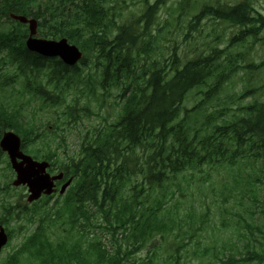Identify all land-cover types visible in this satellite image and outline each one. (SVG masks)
<instances>
[{"label": "trees", "instance_id": "1", "mask_svg": "<svg viewBox=\"0 0 264 264\" xmlns=\"http://www.w3.org/2000/svg\"><path fill=\"white\" fill-rule=\"evenodd\" d=\"M167 1L144 0L137 13L125 15L124 0H0V91L21 82L48 106L64 104L69 117L99 116L86 105L66 103L82 83L104 97L97 98L99 111L110 108L69 150L65 134L57 133L56 118L51 124L26 112L23 104L0 103V137L13 130L25 153L48 161L49 171L62 172L63 180L72 178L63 195L53 201V195L45 197L30 208L0 198V224L8 241L11 221L24 217L31 225L0 264H163L157 248L147 258H134L157 237L168 243L160 247L167 264H180L181 250L201 237L211 211L191 208L180 215L179 201L172 207L167 203L183 192L187 176L218 168L231 177L223 186V201L237 192L251 204L241 201L242 212L227 223L230 229L192 253L207 264H264V82L249 80L238 92L219 97L240 70L250 76L264 73V58H249L256 44L264 46V14L256 0H177L170 19L197 10L188 20V35L205 19L234 31L223 48L207 44L183 56L174 47L164 55L156 47L169 20L156 25ZM10 13L36 19L38 37H64L82 58L68 66L28 51L27 26ZM92 67L94 75L82 72ZM189 95L199 99L187 108ZM111 115L115 118L108 121ZM0 170V191L8 195L13 173L1 150ZM97 227L110 234L112 249L96 234Z\"/></svg>", "mask_w": 264, "mask_h": 264}, {"label": "rangeland", "instance_id": "2", "mask_svg": "<svg viewBox=\"0 0 264 264\" xmlns=\"http://www.w3.org/2000/svg\"><path fill=\"white\" fill-rule=\"evenodd\" d=\"M124 1L127 6L125 15H127L130 11L137 13L139 7L143 5L142 2L144 0ZM148 1L153 3L155 0ZM176 1L177 0L167 1V3L159 10L157 17L158 24L156 26L163 27L165 20H169V23L165 24L164 30L162 31L163 35L157 40V53L160 51L163 52L164 55H168L173 50V48L176 47V52L179 55L191 56L196 51V49H201L207 44H213L219 48H223L226 45V39L234 31L233 27L225 23L205 19L198 27V31H193L188 35V20L191 17V14L197 10L194 9L191 12H188V14L180 15L178 17L175 14V16L170 19L169 13L171 12V8L176 5ZM199 1L202 2V0ZM140 3L142 5H140ZM255 7L264 14V0H256ZM249 58L255 62L262 60L264 58V46L256 44L250 52ZM82 70V72L91 73L92 75L95 73V69L93 67L91 69L82 68ZM249 80L254 84H262L264 82V73H252L250 76L248 70H240L239 73L233 77L232 82L227 85L219 97L223 98L225 95L238 92L242 85L247 84ZM89 81L92 83V80ZM13 85V87L7 88L6 92H4V90L0 91V103L12 104L13 102H18L23 104V108L26 112L32 113L34 111L37 118L42 120L49 119L51 124H53L52 119L56 118L61 126V130L58 129L57 133L65 134V143L68 145L69 150L75 148L78 136L90 128V126L97 124L102 119V117L107 115L105 111H109L110 109L106 108L102 111H99L97 98L103 99L104 97L99 95V89L97 90V95H93V91L89 92L87 90L88 88L83 89L85 87H83L82 83H79V88H75L70 92L66 99V103L76 107L86 105L90 110L99 112V116H95L90 113V117L85 118L83 115L78 116L76 113H73V117H69L65 114L66 107L64 104L50 107L43 103L38 97L33 96L26 88H24L21 82L15 83ZM112 98L113 95L108 97L107 101H111ZM198 99L199 96L191 98V95H189L185 102V106L190 108L193 103L198 101ZM247 100H250V97H247L244 101L246 102ZM214 102L215 101L213 100L210 104H208V110L212 109ZM114 118L115 116L111 115L108 121H112ZM50 145L53 147L55 144L51 143ZM2 172L3 171L0 170V178ZM245 175L246 172L243 173V177H245ZM9 179L10 182H12L14 179V173ZM187 180L188 185L182 182V185L184 186L183 192H177L175 196L168 201L167 206L172 207L176 201H179L180 205L178 207V211L180 215L185 214L187 211L189 212V209L191 208L196 213H200L204 212L206 208L209 207L211 211V221L205 228V231L201 233V237H197L196 242L193 241L189 243L185 249L181 250L180 264H207V259L198 258L194 255V253H192V251L197 248L201 249L203 246L212 245L213 238L215 236L222 234L223 231H226V229H230V227H227V223L232 221L231 219L233 214L242 212L243 208L240 206L241 201L244 204L251 203H249L250 200L246 195L242 197L243 195L237 192L233 193V197H230L228 201H223V195L221 192L223 191V186L225 184L229 185L231 177L225 170L221 168L210 169L208 172L194 173V176H187ZM2 184L3 180H0V186ZM12 188H16L17 190H12ZM8 189V195L0 191V198L6 197V199H12L14 202H18L21 208H30L33 206V203H44L46 201V198L42 197L35 201L28 202V192L26 186L24 185H18L15 187L10 183ZM174 189L176 188L172 187L171 190ZM55 197L56 195L52 197V201L55 199ZM260 218L262 217L260 216ZM224 219H226L225 222ZM27 221V218L23 217L20 219V221H11L7 226V230L10 233V240L0 250V262H3L5 256L13 251L17 246H19L24 236L29 234L31 225ZM3 227L5 228V225H3ZM94 231L98 236H101V241H103L109 249H112L113 245L110 241V234L100 227L95 228ZM56 234L57 232L54 231L53 237H55ZM170 240L171 238H168L166 239V242H169ZM198 240H200V243ZM160 247L166 248L168 247V243H165V239L157 237L153 243H148L139 252H137L134 258H147V255H149L153 249L157 248V252L159 253L158 260H161L163 264H167L168 259Z\"/></svg>", "mask_w": 264, "mask_h": 264}, {"label": "water", "instance_id": "3", "mask_svg": "<svg viewBox=\"0 0 264 264\" xmlns=\"http://www.w3.org/2000/svg\"><path fill=\"white\" fill-rule=\"evenodd\" d=\"M9 17L20 23L26 24L28 35L25 46L28 51L43 57H58L68 66L75 65L82 57V52L66 38L46 39L37 36V20L21 14L10 13ZM20 137L11 130H5L0 138V149L6 153L11 169L15 173L12 185H24L27 187V201L37 200L42 194L49 195L56 191L55 181L62 179V173L50 175L47 172L49 163L45 160H35L24 153L20 148ZM71 178L67 179L58 190L64 193L70 185ZM7 241L4 228L0 225V250Z\"/></svg>", "mask_w": 264, "mask_h": 264}, {"label": "flooded vegetation", "instance_id": "4", "mask_svg": "<svg viewBox=\"0 0 264 264\" xmlns=\"http://www.w3.org/2000/svg\"><path fill=\"white\" fill-rule=\"evenodd\" d=\"M62 183V182H61Z\"/></svg>", "mask_w": 264, "mask_h": 264}]
</instances>
